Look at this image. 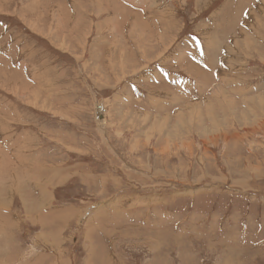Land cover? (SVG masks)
I'll return each mask as SVG.
<instances>
[{
  "label": "rangeland",
  "instance_id": "obj_1",
  "mask_svg": "<svg viewBox=\"0 0 264 264\" xmlns=\"http://www.w3.org/2000/svg\"><path fill=\"white\" fill-rule=\"evenodd\" d=\"M0 264H264V0H0Z\"/></svg>",
  "mask_w": 264,
  "mask_h": 264
},
{
  "label": "bare ground",
  "instance_id": "obj_2",
  "mask_svg": "<svg viewBox=\"0 0 264 264\" xmlns=\"http://www.w3.org/2000/svg\"><path fill=\"white\" fill-rule=\"evenodd\" d=\"M211 42V41H210ZM214 45V44H213ZM194 113V112H193ZM198 114V113H197ZM155 129H156V127H155Z\"/></svg>",
  "mask_w": 264,
  "mask_h": 264
}]
</instances>
